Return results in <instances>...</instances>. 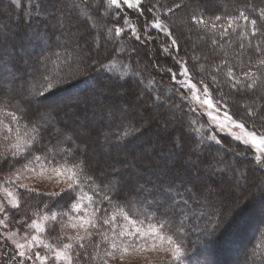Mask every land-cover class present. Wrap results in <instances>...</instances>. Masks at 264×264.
Listing matches in <instances>:
<instances>
[{
    "label": "trees",
    "instance_id": "16d2710c",
    "mask_svg": "<svg viewBox=\"0 0 264 264\" xmlns=\"http://www.w3.org/2000/svg\"><path fill=\"white\" fill-rule=\"evenodd\" d=\"M55 1L56 5L49 10L51 12L44 16L42 14L43 9L51 4V0H40V7L38 8H33L29 4V0H20L19 8L12 4V0H5L4 2L0 0V8H2L1 5L6 6L9 12L8 17H1L2 14H0V67L2 66L0 108L16 111L17 115L22 117L20 126L28 124L29 129L33 125L41 129L47 128V131L42 132L40 143L34 145L33 151L35 154L42 155L51 149L56 153L55 163H64L65 161L71 163V157L64 155L67 149H75L79 145L81 150L85 148L87 150V147L90 145L93 147L95 142H99L98 149H100L102 156L99 161L100 166L97 167L96 161L93 159V150H87L83 158L90 161L91 169L86 171L94 178L99 177L96 183L100 187L90 188L88 184H85V193L88 195L95 193L94 200L96 201H100L102 197L107 195L111 198V203L107 200L103 201V208L108 209L111 213L123 207L133 219L144 220L145 227L149 223L148 217L154 212L156 215L151 221L152 223L165 219L167 221L165 232L173 235L182 248L183 255L178 262L175 261V264H264V241L262 245L259 244L260 237L264 234L263 208V215L254 217L255 227L252 225V232L247 237L248 245H242L244 247L243 253L238 252L235 255L232 254L233 252L231 253L233 249L242 248L239 245L240 240L245 237L246 231L248 232L250 228L246 225L249 221L244 223V219L250 217L249 215L247 217V212L244 211L251 204L258 203L260 205L264 203V161L262 160L260 164L256 162L255 152L252 148L239 143L233 144L230 137L217 138L221 141L220 144H217L209 139V135L197 129L195 124H190L194 116L199 114L200 120L204 116L190 104L189 99H182V94L188 96L185 89L181 88L176 81H173L166 71L167 68L177 71L178 65L172 56L163 52L162 46H167L166 42H170L169 38L151 27L144 28V25L152 19L151 14L145 12V15L142 16L136 8L130 9L127 6H122L120 9H116L114 6L108 8L106 0H100L105 13V15L103 13L98 14L100 15L99 20L103 18L101 21L103 25L97 28L98 34L102 37V40H100L102 47L94 50L91 46V54L95 55L96 58L100 56L99 63L91 65L89 58L84 56L82 58L83 66L90 69L89 72L83 77L72 78L64 83L76 85L81 81L82 88L79 91L83 92V98H80V101L77 102H83V109L78 106L80 103L74 104V107L77 108L75 111L77 116L91 107L90 96L100 95L102 104L108 105L113 110V119L108 121L110 124L105 125V116L99 121L100 123H86L84 125L85 129L88 128L87 130L90 133L85 135L83 132L79 133L59 121L58 115L62 111L60 108L45 112L42 106L43 102L57 87L64 84L55 86L44 96H37L36 93L40 90V86L46 83L42 77L44 75L55 76L58 73V80L63 81L61 80V72L65 74L66 67L73 66L75 68L77 66L75 61L77 46L75 47L70 36L71 31L76 30V27L70 28V31L67 27L63 30L59 29L57 27L59 18L56 15L59 7L64 10L65 3L70 4L75 1V3L83 5L81 0ZM63 2L64 4H62ZM154 4L157 5L154 11L172 30L173 36L180 45L177 55L188 61L192 81L200 82L203 80L204 83L208 84L212 97L221 104L226 105L234 119L245 123L249 131L264 133V122L258 116L249 117L247 115L249 108L256 110L264 105V78L257 81L254 90L241 91V85L233 88L231 85L234 81H229L225 75L229 65L233 67L237 75H240L241 63L248 65L250 56L252 63L257 58L247 49L248 39L239 38V33L245 30L246 22L243 20L238 21L241 27L236 28L235 31L229 29V35L220 40L218 33L222 31L221 29L218 28L216 32L206 31L193 24L191 20L193 15H203L205 19L211 20L215 15L236 16L240 10H244L250 18L258 20L259 26V10L264 8V0H143L145 9ZM176 4H179L180 7L174 8V11L167 16L163 14L164 8L173 7ZM102 5L99 6L102 7ZM26 7L29 8V14L25 15ZM130 15L133 16V20L129 19ZM73 20V23L78 24L76 17ZM125 20L128 22L127 25L124 23ZM218 23H224L227 26L224 20ZM129 25L138 29L141 33L146 30L152 39L145 44L143 41L146 38L142 35L141 41H136L131 36L132 29ZM114 26L124 28L125 32L120 37H116L113 33L110 38L112 44L108 45V42L105 43V39L108 38V30L113 29ZM82 30L86 31L87 27L82 25ZM248 30L250 32V28ZM7 31L9 32L7 33ZM84 35L87 36V33L84 32ZM24 37L27 40L26 44L32 46H37V43H41V41L42 44L44 41L46 44L49 38L50 46L43 51L40 49L38 51L40 55L37 59L38 67L42 69L38 71L37 77L26 74L28 71L27 66L22 77L17 73V70L20 68L24 70V68L21 67V60L23 59L21 56L23 55L16 52V41ZM213 37L220 41L216 46L211 45ZM260 39L261 37L253 38V44ZM240 43H244L246 48L240 49ZM261 46L264 47V44ZM84 48L88 54L89 46ZM119 49H123V51H117ZM133 49L135 51H132ZM170 51L175 52L174 49ZM192 56H199V61L194 63L190 59ZM111 60H114V67L107 71L105 68H101V64L108 65ZM223 60H227L228 65H223L219 71H216V66L221 65ZM125 64L128 65V68L124 67ZM201 65L203 71L199 70ZM243 70L247 71L248 67H244ZM252 70L256 71L255 68H252ZM261 72H264V69ZM134 73L140 75H133ZM212 75L217 77L216 83L211 81ZM85 76L88 78L85 79ZM121 76H123V79H119ZM102 77L108 78L111 85L105 84ZM149 80L154 81V85L150 88L147 87ZM9 87L13 88L11 92L7 90ZM17 87L21 89V94L15 93ZM178 89L179 91H177ZM120 93L126 97V100L122 101L124 102L123 107L126 109L130 106V97L137 96L138 104H141L139 110L137 112L132 109L124 111L122 108H118L116 102L122 99ZM87 96H89L88 99H86ZM157 96L160 97L159 100L156 99ZM147 103L151 104L150 107L160 111V115H163L166 123L173 121L172 118L168 120L169 116L175 119L169 127L179 133L174 137L175 143L178 146L179 143H184L186 152L189 151V155L186 157V168L175 164L172 166L164 165L165 172L161 176L156 173L153 166L156 168L160 166V162L162 163L164 160L163 156L158 154V148L155 149L150 146V139L139 143V139L141 137L144 139L145 132H149L150 127L155 124ZM191 108H195L196 111H191ZM95 110L100 111V107L99 109L98 107L97 109L94 108L93 111ZM91 111L90 108L89 112ZM139 111L145 116L142 115L143 118L147 120L144 127L141 126L138 118ZM78 118L81 117L78 116ZM4 119L7 123L8 118L4 117ZM126 126L135 128L136 131L117 141L116 137L123 133ZM57 129L65 132L66 136L73 137L75 143L68 142L63 136L59 138L55 136L54 133ZM96 130L102 131V141L95 134ZM210 130L212 129L210 128ZM85 139L88 142H83ZM166 141V134L158 133L156 142L161 144V147L167 145ZM103 147L105 150L102 152ZM117 147L123 156L122 158L129 166L135 165L137 168L145 169L147 167L141 164L143 162L148 164L151 160L149 166L153 170L145 169V171L148 176L152 175L155 180H147V177L137 179L139 183L133 186L130 180L131 171L125 168L126 165H122L123 161L121 160L123 159L117 156L115 150ZM3 150L4 142L0 141V151ZM175 150L174 143L170 147H165L168 158H171L170 154L174 157L178 154V150ZM148 151L151 152L150 156L147 155ZM141 152L142 156L140 155ZM134 154L137 155L135 156L136 159ZM81 155L82 152L78 151L77 156ZM112 157L117 168L110 171L107 168V160L112 162ZM9 158L11 159V157ZM25 162V160H20L18 163L13 161L11 166L8 164L0 166V183H3L5 177L11 175ZM226 162L230 164V167L225 165ZM44 163L51 166L48 161ZM118 168L120 169L118 170ZM194 169L198 173L194 174ZM203 171H206V174L202 173ZM235 172H237L239 178H242L244 184L247 181H250V184L242 185L243 188L238 189V192L234 194V192H230L229 184L224 181L220 183V180L235 179ZM157 177L160 178L157 179ZM118 179L120 180V194L115 195L118 190ZM203 179L208 181V186L205 185ZM209 187L212 188V191ZM16 192L20 194V208L11 213L17 222L26 223L35 220L41 217L43 213H50L49 210L51 212L53 210L69 212L68 205L71 200L67 197L64 199L58 197L56 200L49 202L47 197L38 196L36 193L27 194L24 189L17 188ZM37 192L43 193L45 191L37 190ZM238 199L244 202L240 203L241 205L238 204L239 206L236 205V209L230 211V208H234L233 200ZM184 200L188 201L187 205L183 203ZM46 202L49 204L48 208L44 207ZM85 203H87L86 200ZM174 204H178V207H174ZM241 206L243 207L241 208ZM89 210L91 211V207ZM117 220L118 223H123L120 217ZM41 234L39 236L45 242L56 246H62L67 241L66 236L63 239H58L62 233L51 221L46 224L44 233L41 232ZM96 239L99 240V237H96ZM1 245L3 244L1 243ZM105 247L101 246V254ZM258 249L262 250V254L258 253ZM38 251L45 254L49 253L42 246L39 247ZM86 251L90 255L82 258L79 264H100L99 261L91 259V255L96 251L92 244L86 242ZM130 255L134 254H129L124 260ZM117 259H120L118 255L114 259L108 258L107 264H111ZM151 261L150 259L148 263L141 264H156ZM74 264H77L75 259Z\"/></svg>",
    "mask_w": 264,
    "mask_h": 264
},
{
    "label": "snow or ice",
    "instance_id": "6c2138e0",
    "mask_svg": "<svg viewBox=\"0 0 264 264\" xmlns=\"http://www.w3.org/2000/svg\"><path fill=\"white\" fill-rule=\"evenodd\" d=\"M108 8L113 6L116 9H120L122 6H127V8H136L140 15H145V12L151 14L152 19L148 24L144 25V28L147 29L151 27L159 32H162L166 37L169 38L170 42H166L167 46L163 47V52L169 56H172L175 59L176 64L178 65V70L174 71L172 68H167L166 71L170 74L171 79L176 81L181 88L186 91L190 90V97L196 103L206 106L208 110L216 109L219 111L218 105L219 101L212 99V93L208 84L204 83L203 80L200 81V84L203 86L201 89L197 88V84L193 83L192 77L188 67V61L183 57H179L177 53L180 50V45L177 39L173 36L172 30L168 27L164 20L154 11L157 8V5H152L145 9L143 6V0H106ZM12 4L17 8L20 7V0H12ZM29 4L33 8L40 7V0H29ZM74 7H79V5H74ZM180 5L176 4L173 7L164 8L163 14L167 16L169 13L174 11V8H179ZM87 20H92L91 16L84 17ZM192 23L205 29L206 31L216 32L219 31L220 40H223L229 35V29L233 31L236 28L241 27L238 21H245V30L239 33L240 39H248L247 49L250 50L252 55L257 57L255 62H250L248 65L241 63V73L237 75L233 70L232 66H228L225 72L226 77L229 81H234L231 85L235 88L237 85H241V91H252L257 86V81L264 78V72H261L264 69V47L261 45L264 44V8L259 10V22L258 20L252 19L249 15L246 14L244 10H240L239 14L236 16L233 15H215L211 20L205 19L203 15L191 17ZM226 21L227 26L224 23H218L220 21ZM127 25V20L124 21ZM235 25V27H233ZM64 26V20L59 19L57 22V27L62 28ZM96 27L95 24L92 25ZM132 29L131 36L135 38L136 41H141L142 35L146 38L143 43L147 44L152 37L145 30L141 33L135 27L129 25ZM250 28V32L249 29ZM125 32V29L122 27L114 26L113 29L108 30V38H111L113 33L116 37H120L122 33ZM261 37V39L253 44L252 39ZM102 37L97 35L95 38V47L97 49L101 48L102 45L100 40ZM108 40L105 39V43ZM85 43L87 41L85 40ZM220 43L215 37L211 40V45L216 46ZM222 47V45H221ZM240 49H245L246 45L244 43L239 44ZM174 49L175 52L170 51ZM89 59H91L92 48H88ZM117 51H123L119 49ZM132 51H135L133 49ZM190 59L193 62L199 61V56H192ZM223 65H228L227 60H223L221 65L216 66V71H219ZM101 68L105 70H110L115 66L114 60L109 61L108 65L101 64ZM125 68H128V65H124ZM248 67L247 71H244L243 68ZM252 68H255L256 71H253ZM200 71H203V66L199 68ZM127 74V73H125ZM133 75L139 76V73H134ZM178 77H184L183 80L178 79ZM43 80L46 82L40 86V90L36 93L37 96H44L49 90L55 87L58 80V73L53 75H44ZM123 79V76L119 77ZM211 81L216 83L217 77L215 75L211 76ZM154 81L149 80L147 87H152ZM179 91V89L177 90ZM203 97V98H202ZM157 100L160 99L159 96L156 97ZM183 100H188L189 96L182 94ZM226 106V105H225ZM178 107V106H174ZM191 111L195 112V108H191ZM207 115L212 119L213 123L218 125L220 128H225L227 124H231L236 128H239L241 133L240 135H235V139L241 141L244 145L251 144L257 155H255V160L258 164L262 162V156L259 153H264V133L258 134L256 131H249L245 123L239 122L234 119L228 112L224 113V119L221 120L218 116L213 115L212 111H207ZM247 115L249 117H257L264 122V105H261L256 110L251 108L248 109ZM4 117L8 118V122H5ZM22 117L17 115L16 111H9L5 108H0V141L4 142V150L0 151V166L4 164L13 165V161L19 162L20 160H25L26 162L21 164V167L12 172L11 175L5 177L3 183H0V192L4 194L5 199L0 200V213H7L5 204L11 207V209L18 210L20 208V194L16 192L13 188L5 187V184L15 185L18 189L26 190L27 194L36 193L38 196L47 197L48 201H54L56 198L64 199L65 197L71 200V203L68 205L69 212H60V213H45L41 215L42 221H51L52 223H58V215L63 217L67 216V222L61 223V237L58 239H63L66 236L68 243H64L62 246H56L50 243L45 242L39 235H33L30 240L26 243H16V248L18 252L16 255L20 258L16 261V264H26V262L31 261L32 264H35L36 261L39 264H48L49 260H53L55 264H74V259L77 264L82 258L88 257L90 254L86 251V242L93 245L96 249L95 253L91 255L93 261H99L100 264H107L108 258H116L119 256L120 260L123 261L126 256L129 254H144L148 252L154 253H163L170 254V261L175 262L181 259L182 248L181 245L177 243L173 235L167 234L165 232L166 220L161 219L156 223H152L156 213L148 217L149 223L145 227L144 220L133 219L128 212H126L123 207L118 210L112 211L109 213L108 209L102 207L103 201L107 200L111 203V198L105 195L101 198L100 201L94 200V195H88L84 191V185L88 184L90 188H99L100 185L96 183V180L99 177H93L89 175L86 170L91 169V163L89 160L83 158L86 155V148L81 150L80 146L77 145L75 149H67L64 152V155L71 157V163L65 161L64 163H55V155L51 149L44 152L42 155H36L33 151L34 145L39 144L43 131H47V128L41 129L36 126H32L29 129L28 124L20 126V120ZM196 121H190V124H195ZM136 129L126 126L121 135L116 137L117 141L122 140L128 135L135 132ZM55 136L65 137V139L70 143H75V139L71 136H66L65 132L57 129L54 133ZM209 139L215 141L217 144H220L221 141L216 138L215 135L209 137ZM81 151L82 155L77 156V152ZM30 154V158H29ZM11 157V159L9 158ZM48 161L51 166L46 165L44 162ZM97 167L100 166V162L96 161ZM25 173H30L33 176L45 177L46 179H57V182L64 183L66 188L61 189L60 192H37V189L30 187L26 183L16 184V181H22L25 179ZM46 173H51L52 175L45 176ZM119 186L120 180H117V192L115 195H119ZM85 200L87 204H85ZM183 203L187 205L188 201L184 200ZM97 205V206H93ZM45 208L49 207L48 202L44 204ZM91 207V211L89 208ZM174 207H178V204H174ZM159 208V206H158ZM120 217L123 220V223H118L117 218ZM7 218V217H6ZM0 224H5L4 220H0ZM28 227L34 229L36 233L43 232L44 226L42 223L33 220ZM75 229L76 235H69L65 229ZM13 236L15 233L12 234ZM99 237V240L96 239ZM106 246L105 250L101 254V246ZM40 247L47 249L51 256L41 254L40 251H33V247ZM10 259L15 260L16 257L13 256ZM161 264H169L167 260H161Z\"/></svg>",
    "mask_w": 264,
    "mask_h": 264
},
{
    "label": "rangeland",
    "instance_id": "374dc122",
    "mask_svg": "<svg viewBox=\"0 0 264 264\" xmlns=\"http://www.w3.org/2000/svg\"><path fill=\"white\" fill-rule=\"evenodd\" d=\"M4 1L5 0H3V2ZM81 1L83 2V5L77 4V3H75V1H73V3H70V4L65 3L64 10H63V8L59 7L58 14L56 15L57 18L64 20V26L62 28L58 27L59 29L63 30L67 27V29L70 31V28L76 27V30H74L73 32L71 31L70 36H71L72 42L74 43L75 47L77 46L76 47L77 52L75 55V61H76L77 66L75 67L76 69L73 66L66 67L67 70H66L65 74H63L61 72V76H62L61 80H63V81H60V82L55 81L54 82L55 86L67 83L72 78L83 77L85 74H87L90 69H87V67L83 66L84 62L82 61V58L84 56H87V58H89V54H87L86 49L84 47H88V46L91 47L92 46L94 50H97V48L95 47V38L97 37V35H99L97 32V28H100L103 25V22H101L103 20V18L101 20H99L100 15H98V14L103 13V15H105V13L103 12L104 6L102 5V3H100V0L99 1L98 0H81ZM62 4H64V2ZM55 5H56V1L51 0V4L43 9L42 14L44 16L49 14L51 12V11H49L50 8H52ZM74 5H79V7L78 8L74 7ZM99 5H102V7H100ZM1 6H2V8H0V11L2 12V13L0 12V14H2L1 17L2 16L8 17L9 12H8L6 6L5 7H3V5H1ZM96 6H99V7H96ZM96 8H98V9L96 10ZM26 14H29V8L28 7L25 8V15ZM85 16H91L92 20L85 19L84 18ZM74 17H76V21L78 24H75V22L73 23ZM129 19L133 20V16L130 15ZM82 22H83V24H82ZM93 24H95L96 27H93L92 26ZM82 25H85L87 27L86 31L82 30ZM14 27H13V29H14ZM8 32L9 31H7V33ZM84 32L87 33V36L84 35ZM107 36H108V34H107ZM85 40L87 41V43H85ZM107 40H108V43H107L108 45L112 44V43H110L111 42L110 38H107ZM16 42H17L16 52L19 55H23V56H21L23 58L21 60V62H22L21 67L24 68V70L21 68L19 70H17L18 75L20 77H22L24 75L27 67H28V71L26 74H28L29 76H31V74H32V76L37 77L38 71H40V69H42L41 67H38V60L37 59H38V56H40L38 51H39V49L43 51L44 49H46L50 46L49 45V38H48V41L46 42V44H45V41L43 44H42V41H41V43H37V46H39L38 48L35 45H33V46H35V47H33L31 44H26L27 40L25 37L17 40ZM91 57L92 58L89 59L91 62L90 63L91 65L99 63L100 56L98 58H96L95 55L91 54ZM84 68H86V69L83 71ZM1 70H2V66L0 67V75L2 74ZM44 73H45V70H44ZM71 76H73V77H71ZM86 78H88V77L85 76V79ZM178 79L183 80L184 77H178ZM102 80L108 86L111 85L110 80L108 78L102 77ZM193 83H196L197 88L201 89V91H202L203 86L200 84V82H195V80H193ZM80 88H82L81 81L79 83H77L76 85L75 84L61 85V86L57 87L56 90L50 96H48V98L43 102L42 106L44 107L45 112L52 111V109L56 110V108L57 109L60 108L62 111H61L60 115H58V117H59V121L62 124L69 126L71 129H74L75 131H78L79 133L83 132V134L88 135L90 133V131L87 130L88 128L85 129L84 125L86 123H92V124L93 123H100L99 121H101L104 116L106 117L105 125H108V123L110 124V122H108V121H110V119H113L112 118V116H113L112 111L113 110H111V108L108 107V105L102 104V102H101L102 97L100 95H92V96H90L91 107H89V109L91 108L92 111L89 112V109L87 111H83L81 115H78L81 118H78V116L75 113L77 108L74 107V104L76 105L77 103H80L77 101H80V98L81 99L83 98V92L79 91ZM7 90H8V92H11L13 90V88L9 87ZM185 92L189 96L190 104L193 105V107H195L204 116V117H201V120L199 118L198 113H197L198 115L194 116L193 120L196 121L195 125H196L197 129H199L201 132H204L205 134L209 135L210 137L212 135H215L216 138L230 137L231 140L233 141V144L239 143L241 145H244L241 141H238L234 138L235 135L242 134L239 128H236L231 124H227V126L225 128H220V127H218V125L213 123L212 119L207 115V111H212L213 115H216L221 120H223L224 119V113L225 112L229 113L228 109L226 108V106L224 104L219 103V105H218L219 111H216L215 108L208 110L206 106H202V105L196 103L194 100L191 99L190 90H188V91L185 90ZM15 93L21 94V89L19 87H17V89L15 90ZM101 94H103V93H101ZM120 95L122 97L121 101L116 102V105L118 108H122L124 111H130V109H132V110H135L137 112L139 110L141 104H138L137 96L133 95L130 97V106H128V108L126 109L123 107L124 102H122L123 100H126V97L122 93H120ZM88 97L89 96H87L86 99H88ZM212 99L214 100V102L217 101L213 97H212ZM147 104H148L147 105L148 109L151 111V118L154 120L155 124H153L150 127L149 132H147V131L145 132V138L144 139L142 137L139 139V143H143L146 140L150 139V146L152 148H155V149L158 148V154H161V156H163L164 160L162 163L160 162V166H157V168L155 166H153V168L156 170V173L161 176L165 172V170L163 168L164 165L165 166H172L173 164H175L177 166L181 165L182 167L186 168L187 167V166H185V164H187L186 157H187V155H189V151H188V153L186 152L187 150H185L184 143H181V144L179 143V146L175 143L174 137L177 136L179 133L176 130H171V127H169L175 121V119L173 117L169 116L168 120H170L172 118L173 121L170 123H168V122L166 123L164 121L163 115H160V111L156 110L155 108L150 107L151 104H149V103H147ZM78 106L83 109V102L78 104ZM97 107H98V109L100 107V111H97V110L93 111L94 108L97 109ZM165 110H168V109H165ZM142 115H143L142 112L139 111L138 112V118L140 120L141 126L144 127L147 124V120L145 118H143L144 115L143 116ZM74 119H75V122L73 123ZM237 121H239V120H237ZM239 122H241V121H239ZM92 124H90V125H92ZM210 128L212 130H210ZM158 133L159 134H164V133L166 134V138H167V141H166L167 145L166 146L161 147V144L156 142V138H157ZM95 134H97V136H99L98 138L100 139V141H102L101 140L102 131L96 130ZM258 134H260V133H258ZM181 138L183 139V137H181ZM153 140H155V141H153ZM83 142H88V140L85 139V140H83ZM98 143L99 142H95L93 144V147H91V145L89 147H87V150H93L94 153L92 154V156H93V159L95 161H100L102 159V156L100 153L101 151H100V149H98ZM173 143H174L175 148H176L175 151L178 150V154L175 157L172 156V154H170L169 156H171V158H168V154H167V151H165V147H170L171 144H173ZM246 147L252 148L253 151L255 152V155L258 154V153H256L255 148L251 144L246 145ZM231 149L233 150L232 147H231ZM103 150H105L104 147L102 149V152H103ZM115 150L117 151V156L122 158L123 156L120 154L119 148L117 147ZM259 154L262 156V160L264 161V153H259ZM140 155L141 156L143 155L142 152L140 153ZM144 155H145V152H144ZM147 155L150 156L151 152L148 151ZM135 156H137V155L134 154V158L136 159ZM111 160H112V162L107 160V163H108L107 168L110 171L114 168H117V166L113 163L115 161L113 159V157L111 158ZM121 161H123L122 165L123 166L126 165L125 168H128V170L131 171L132 176L130 177V180L132 181L133 186H135L139 183V181H137V179H144L145 177H147L146 178L147 180H151V179L155 180L152 175L148 176V174H146V171H145V169L146 170H151V169L153 170V168H151V166H149L151 164V160H150V163H148V164H147V162H145V163L143 162L141 164V165L147 167L145 169L137 168V166H135V165L129 166V165H127V163L125 162L124 159ZM134 163H135V161H134ZM177 163H179V164H177ZM225 165L227 167H230V164L228 162H226ZM119 169L120 168H118V170ZM116 170H115V172H116ZM194 170H193L194 174L198 173V171L196 169H194ZM180 171H181V169H180ZM202 173L206 174V171H203ZM48 175H52V174L51 173L45 174V176H48ZM253 176H255V175H253ZM25 177L26 178L23 179L22 181H16V184L26 183L30 187H33L39 191L43 190L45 192H60L61 189L66 188V185L64 183H62V182L58 183L57 179H55V178L46 179L45 177L33 176L30 173H25ZM234 177H235V179L228 178L226 180L225 179L220 180V183H223V181L225 183H228L230 192H234V194L238 192V189L243 188L242 185H249L250 184V181H247L246 184H244L242 182V178H239V175L237 174V172H235ZM159 178L160 177H157V179H159ZM182 180H184V179H182ZM203 182L205 183V185L208 186V181L206 179H203ZM4 186L13 188L15 191L17 189L15 187V185L5 184ZM209 189H211V191H212V188L209 187ZM4 199H5L4 194L2 192H0V200H4ZM242 202H244V201H241L240 199L233 200L234 208H230V211H232L233 209H236L235 208L236 205H238V204L241 205L240 203H242ZM85 204H87V203H85ZM243 206H241V208ZM5 207L7 209V213L6 214L0 213V220H4L5 224L7 225V227H5L4 224H0V264H16V261L20 259L18 257V255H16L18 252V249L16 248V243L17 242L18 243H26V241L30 240L33 235H42V234H41V232L36 233V231L34 229L28 227V225H30L33 220L26 222V223L17 222V221H15L14 216L11 213V212H14L15 209H11V207L8 206L7 204H5ZM241 208H239V209H241ZM262 208L264 209V203H261L260 205L258 203H254V204H251L250 206H248V209L246 211H244V212H247L246 213L247 217H248V215L250 216L249 218L244 219L245 220L244 223L249 221L246 225L248 227L250 226V228H249L248 232L246 231L245 237L240 240L239 245H241V247H242V245L243 246L248 245L247 237H249L250 233L252 232V228H251L252 225H254L253 227H255V222H253L254 217H259L260 215L261 216L263 215ZM53 212L60 213L57 210H53ZM43 214H45V213H43ZM48 214L50 215L51 213H48ZM67 219H68L67 216L61 217L58 215V221L59 222L55 223V226L58 229H60V231H61V223L67 222ZM35 220L39 223H42L44 226V229H45L46 224L50 221V220L49 221H42L41 217H39ZM65 230L69 235H73V236L76 235L77 230H75V229L68 228ZM13 233H15L14 236L12 235ZM43 233H44V231H43ZM263 241H264V234L260 237L259 244L262 245ZM68 242L69 241L67 240L65 243H68ZM1 243L3 245H1ZM40 248H41V246H40ZM38 249H39V247H36V246L33 247V251H38ZM243 251H244V247L237 249V250L233 249L231 251V253L233 252L232 254L235 255L238 252L243 253ZM258 253L262 254V250L258 249ZM41 254L51 256V253L45 254V253L41 252ZM13 256L16 257L15 260L10 259ZM150 259L152 260L151 262L156 263V264H161L162 259L169 261V264H175L176 263V262L170 261V254L166 255L163 253L148 252V253H144V254H140V255H136V254L130 255L127 259H125L123 261H121L120 259H117V260L113 261L111 264H141L144 262L148 263ZM26 264H32V262L28 261V262H26ZM35 264H39V262L36 261ZM48 264H55V262L50 259Z\"/></svg>",
    "mask_w": 264,
    "mask_h": 264
}]
</instances>
